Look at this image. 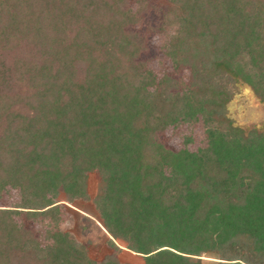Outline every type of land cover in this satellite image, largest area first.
I'll list each match as a JSON object with an SVG mask.
<instances>
[{"label": "trees", "instance_id": "obj_1", "mask_svg": "<svg viewBox=\"0 0 264 264\" xmlns=\"http://www.w3.org/2000/svg\"><path fill=\"white\" fill-rule=\"evenodd\" d=\"M164 53L186 82L134 60L129 0H0V264L96 262L60 229L59 193L85 196L86 173L108 242L144 264H264V136L213 124L223 84L239 75L264 95V0H167ZM172 84H171V83ZM201 120L204 143L166 147L157 132ZM46 220L42 244L20 221Z\"/></svg>", "mask_w": 264, "mask_h": 264}, {"label": "rangeland", "instance_id": "obj_2", "mask_svg": "<svg viewBox=\"0 0 264 264\" xmlns=\"http://www.w3.org/2000/svg\"><path fill=\"white\" fill-rule=\"evenodd\" d=\"M138 1L129 0L130 7L135 9ZM140 1L143 9L139 14V21L127 27V30L142 39L141 48L134 60L157 77L166 75L172 82H186L189 78V68L183 64L172 65L164 53L165 43L169 41V36L176 27L167 11L168 1ZM221 92L225 103L219 114L212 115L213 124L227 129L231 136L239 137L240 140L249 141L252 137H263L264 95L243 82L239 75L233 76L232 80L223 84ZM156 136L166 147L174 150L182 148L184 136H189L191 140L185 146L194 150L204 143V125L201 120L191 123L183 121L158 131ZM86 177L85 196L68 200L65 195L59 193L56 197L57 202L61 203L60 229L68 232L70 237L84 248L87 257L96 262L102 261L105 255H113L119 264H144L140 255L129 252L121 243L114 242L118 249L109 244V234L102 228L93 204L100 177L94 170L88 171ZM18 202L19 196L13 189L5 192L0 198V206L15 205ZM18 219L24 221V224L37 234L42 244L46 243L43 239L44 230L47 228L46 220L26 221L23 217ZM196 257L201 259L202 264H214L217 260L215 254L201 253ZM24 261L22 264H42L41 260L32 254H28Z\"/></svg>", "mask_w": 264, "mask_h": 264}]
</instances>
